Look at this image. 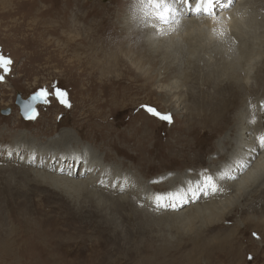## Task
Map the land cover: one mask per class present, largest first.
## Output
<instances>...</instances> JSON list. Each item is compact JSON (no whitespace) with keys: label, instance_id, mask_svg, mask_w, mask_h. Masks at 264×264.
<instances>
[{"label":"rangeland","instance_id":"374dc122","mask_svg":"<svg viewBox=\"0 0 264 264\" xmlns=\"http://www.w3.org/2000/svg\"><path fill=\"white\" fill-rule=\"evenodd\" d=\"M225 1L209 0L211 10ZM141 2L0 0V50L15 62L0 83V251L6 249L0 264H264V179L242 196L219 180L222 193L180 211H155L152 203L154 194L189 182L195 188L202 174L220 173L247 106L264 108V0L244 3L246 18L259 20L258 29H246L258 51L253 72L263 70L246 91L229 79L249 56L238 49L245 37L227 30L222 37L233 46L220 49L194 27L145 43L147 37L123 27L129 14L139 16ZM94 5L111 8L108 16L82 20ZM54 82L70 94L71 109L53 100L35 122L26 121L17 97L51 90ZM142 105L171 113L174 123L153 118ZM257 113L248 119L257 118L248 132L255 140L264 132ZM70 150L94 171L61 155ZM61 168L82 174L62 175ZM33 170L89 185L55 189Z\"/></svg>","mask_w":264,"mask_h":264},{"label":"bare ground","instance_id":"6f19581e","mask_svg":"<svg viewBox=\"0 0 264 264\" xmlns=\"http://www.w3.org/2000/svg\"><path fill=\"white\" fill-rule=\"evenodd\" d=\"M41 1V0H40ZM180 1V2H179ZM190 0H164V3L161 5V7H167L169 9V16H168V21L166 23H162L160 20L156 19L151 15L152 21L150 20L147 15H145L146 8L144 6L145 3L142 4L140 3V14L137 17L136 14H129L130 17L125 18L123 21V27L128 30L127 34L130 33L132 30L137 31V35L140 36L141 39L144 37H147L146 42H152L154 44L157 40L155 39L156 35L160 33L161 35H175L177 33H181L184 31H188L189 29L192 28H200L202 32H207L213 42V45L215 48L219 47L220 49H226L230 46H233L231 41L227 38H223L224 33L227 32V30H230L233 35H239L240 37H245L247 39V36L249 35V32L246 29H251L254 28L255 30L258 29V22L259 20H254L248 17V20L246 14L244 11V7H249V3L247 6H244V3L247 2L248 0H226L223 4H218L214 3V11L211 10V4L209 0H194L191 3V9L193 10H188L187 6L189 5ZM233 1L237 2L238 4L234 6ZM106 3V2H105ZM217 4V5H216ZM213 5V4H212ZM217 6V9H215ZM90 11L86 12V15L84 17H81L82 20H89L88 18H91L92 20L95 19V23H98L102 21L105 16H108V13L110 12L111 8H100L98 5L92 6ZM96 7V8H95ZM78 8V7H77ZM98 8V9H97ZM99 10V11H98ZM150 10V9H149ZM249 10V9H248ZM14 11V10H12ZM17 11V10H16ZM214 12V15L212 13ZM248 12V11H246ZM80 13V12H79ZM133 13V12H132ZM208 13H211V15H208ZM252 16H254L255 19L256 16L252 14L250 11L248 12ZM76 14V13H75ZM99 15H104V17L100 18ZM37 16V15H35ZM150 16V15H148ZM250 16V15H249ZM241 17H245L246 19H242ZM51 18V17H50ZM74 18V17H73ZM79 18V17H78ZM262 19V18H261ZM40 20V19H39ZM47 21V20H46ZM77 21V19H76ZM75 21V22H76ZM73 22V21H72ZM256 22V23H255ZM57 23V22H56ZM83 23V21H82ZM85 23V22H84ZM78 24H79V19H78ZM47 25V24H46ZM55 25V24H54ZM140 25V26H139ZM48 26V25H47ZM71 26V25H70ZM74 26V25H73ZM88 26V25H87ZM86 26V27H87ZM106 26V25H105ZM55 27V26H54ZM89 27V26H88ZM101 27V26H100ZM99 27V28H100ZM35 28V27H34ZM53 28V27H52ZM90 28V27H89ZM93 28V27H92ZM139 28V29H138ZM103 29V28H102ZM138 29V30H137ZM98 30V29H97ZM253 31V30H252ZM43 32V31H42ZM55 32V31H54ZM53 32V33H54ZM74 32V31H73ZM100 32V31H99ZM40 33V31H39ZM45 33V32H43ZM95 34V33H94ZM85 35V34H84ZM87 35V34H86ZM104 35V34H102ZM232 35V36H233ZM155 36V37H154ZM97 37V36H96ZM225 37V36H224ZM223 39V42H219V39ZM230 38V37H229ZM99 39V38H98ZM129 39V38H128ZM130 39L132 37L130 36ZM129 39V40H130ZM138 39V38H137ZM160 39V38H159ZM226 39V40H225ZM236 39V38H235ZM128 40V41H129ZM219 40V41H218ZM222 41V40H221ZM138 42V41H137ZM236 42V41H235ZM249 42V43H248ZM250 40L247 39L242 42L241 47L238 46L239 51H242L243 54L246 53L247 51L249 52V56L245 57V61L241 63L242 65H245L243 67V70H238L239 72L235 73L232 78H229L231 80H234L237 83V86L240 88L242 91H246L249 88V83L251 81V78L256 76L258 74V71L262 72V69H258L256 73L254 74V65L256 64V61L258 60L255 55L257 51L256 47L254 48L250 44ZM134 44V43H133ZM250 44V45H249ZM136 47V46H135ZM140 48V46H139ZM68 49V48H67ZM70 49V48H69ZM74 49V48H73ZM144 49V48H143ZM84 50V49H83ZM96 52V51H95ZM139 52V51H138ZM140 53V52H139ZM92 55V54H91ZM143 55L141 54L137 56L141 61L143 59ZM241 60V58H240ZM76 61V59H75ZM101 61V60H100ZM104 61V60H103ZM102 61V63H103ZM104 65V64H103ZM115 65V64H114ZM252 66V68H251ZM90 67V66H89ZM86 68V67H85ZM88 69V67H87ZM114 69V68H113ZM119 69V68H118ZM117 69V70H118ZM122 69V68H121ZM120 69V70H121ZM116 70V69H115ZM245 72L244 76H241V73ZM102 73H104L102 71ZM108 75V74H107ZM109 76V75H108ZM258 76V75H257ZM90 79V78H89ZM257 79V78H255ZM263 79V78H262ZM100 81V80H99ZM103 81V80H102ZM257 83V82H256ZM92 84V83H91ZM255 85V84H254ZM252 86V85H251ZM250 86V87H251ZM262 86V85H261ZM256 87V86H255ZM258 87V85H257ZM95 88V87H94ZM97 89V88H96ZM238 89V88H237ZM253 89V88H252ZM260 89V88H258ZM94 90V89H93ZM99 90V89H98ZM230 90V89H229ZM249 90V89H248ZM88 91V90H87ZM252 91V90H251ZM86 92V91H85ZM96 92V91H95ZM100 92V91H99ZM98 92V93H99ZM202 92V91H201ZM239 92V91H237ZM194 93V92H193ZM254 93V92H253ZM257 93V92H256ZM264 93V92H263ZM103 94V92L101 93ZM167 94V93H166ZM172 94V93H171ZM196 94V93H195ZM218 94H221V92H218ZM224 94V92L222 93ZM197 95V94H196ZM209 95V94H207ZM215 95V94H214ZM233 95V94H232ZM238 95V94H237ZM223 97V96H222ZM237 98L235 99H240L243 101L242 96H236ZM246 97V96H245ZM107 98V97H106ZM209 98V97H208ZM199 99V97H198ZM114 100V99H113ZM112 100V101H113ZM252 100V99H251ZM213 101V100H212ZM225 101V100H224ZM246 101L248 102L249 99L247 98ZM252 102V101H251ZM262 102V100H261ZM176 103H178L176 101ZM199 103V102H198ZM220 103V102H218ZM17 104V102H16ZM222 104V103H221ZM20 108L21 115H22V109L20 104H17ZM178 105V104H177ZM248 105V103H247ZM53 107V106H52ZM211 107V106H210ZM260 104L258 103L257 106L255 105L252 109H250V105L247 106V111L245 112L244 116L242 117V120L239 122V129H238V138H236V143H235V149L231 153L230 158L227 160L225 165L223 166V170H228L230 167L235 166V162L241 158H245V162L248 160H251L250 156H246L248 149L251 147L256 146V140L250 136L249 129V122L248 119L250 116V111H255V113L259 112L261 115L264 116V108L260 110ZM264 107V105L262 106ZM181 108V106H178V109ZM205 108V107H204ZM214 108V106H213ZM212 108V109H213ZM49 109V108H48ZM177 110V107H176ZM209 110V109H207ZM213 111V110H212ZM209 112V111H208ZM219 112H217L218 114ZM258 114V113H257ZM256 114V115H257ZM216 115V114H215ZM255 115V114H254ZM23 117V115H22ZM40 118V117H39ZM256 118V117H255ZM257 119V118H256ZM263 119V118H262ZM264 120V119H263ZM258 121V120H257ZM214 123V122H213ZM259 123V122H258ZM262 123V122H261ZM263 124V123H262ZM145 133V132H143ZM264 133V132H260ZM145 135V134H144ZM72 137V136H71ZM70 149V148H69ZM76 150V149H75ZM83 154V152H81ZM61 155H64L65 157L70 158V160L75 161L74 157L76 155H79L84 158L83 155H80L78 152H75L73 150L62 152ZM88 157V156H87ZM90 158V157H89ZM88 158V159H89ZM85 159V158H84ZM93 159V158H92ZM92 162V160H91ZM99 163V162H98ZM75 165V164H74ZM41 167H43V163H41ZM41 167L39 169H41ZM83 168L86 167L87 169L94 171L95 168H88L86 166V163L82 165ZM43 170V169H42ZM85 170V171H86ZM102 167H98V171H101ZM13 171V170H12ZM31 171V170H30ZM221 171V172H222ZM237 174H238V179L237 180H232L231 179H224L225 182H230L229 184L231 187L236 191L238 189V192L236 193L237 196H242L243 192L249 190L253 186H255L257 183H259L262 179H264V153H258L257 158L252 161L250 166L247 168L246 171L243 172L242 175L239 174V168L236 169ZM33 173L38 176L42 184L49 185L55 189H59L63 186H65L68 191H79L80 189H85L88 187L87 181L82 182V180L78 179H65L63 177H58V176H48L44 174V172L41 171H34ZM100 173V172H99ZM94 174V173H93ZM98 174V173H97ZM89 176L88 178H90ZM92 178V177H91ZM102 178V177H101ZM95 179V178H94ZM97 181V180H96ZM100 181V180H99ZM98 181V182H99ZM90 182V181H88ZM95 184V183H94ZM98 184V183H97ZM224 184V182H223ZM262 184H264L262 182ZM91 185V184H90ZM221 185V184H220ZM224 186V185H223ZM224 189V188H223ZM228 189L230 190L229 186ZM227 189V190H228ZM62 190V189H61ZM177 191V190H175ZM173 191V192H175ZM230 193L232 194L231 190ZM234 194V192H233ZM235 195V194H234ZM262 196V195H261ZM149 199V198H148ZM263 200V199H262ZM262 202V201H261ZM220 206H225V202H218ZM264 204V202H263ZM152 207V206H151ZM263 211V209H262ZM264 214V213H263ZM260 219V218H259ZM262 219V218H261ZM263 221V220H262ZM259 224V223H258ZM4 244V242H3ZM17 245L18 242L14 241L12 244H8V248L11 249L12 246ZM263 244V243H262ZM17 247V246H16ZM3 251H6V249H3L0 251L2 253ZM256 257V256H255Z\"/></svg>","mask_w":264,"mask_h":264},{"label":"snow or ice","instance_id":"6c2138e0","mask_svg":"<svg viewBox=\"0 0 264 264\" xmlns=\"http://www.w3.org/2000/svg\"><path fill=\"white\" fill-rule=\"evenodd\" d=\"M145 7L150 9V12H146L145 15H152L162 23L168 21L169 9L167 7H161L164 0H144ZM14 61L10 56H7L0 50V83L6 82V78L11 76L13 73ZM53 100L65 109H71L72 103L70 100V94L66 89L59 87L58 83L54 82L51 90L47 87H41L30 94L28 99H20L18 103L22 109V115L26 121L35 122L40 114V109L51 106ZM141 108L153 118L159 119L160 121L173 124L174 118L171 113H161L158 109L150 105H142ZM255 118L253 117L249 123L255 124ZM258 153H264V133L256 136V146L248 149L246 156H250L251 160L245 162V158H241L235 162V166L230 167L228 170L217 173L215 176L212 174L201 175L200 180L195 182V188L189 186L186 189L177 190L175 192L168 193H157L152 197V203L155 211H180L186 209L189 204H194L202 196L212 195L215 196L224 191L223 187L218 183L219 180L231 179L237 180L238 174L236 169L239 168V174L242 175L244 171L250 166L252 161L257 158ZM23 158V157H21ZM78 165H83L86 160L81 156L74 157ZM36 156L32 155L30 163L35 164ZM62 175H81L82 172L79 170L73 171L69 169H57ZM103 186H107L101 181ZM124 188L121 187L120 191ZM199 193V195L197 194ZM253 237L258 238L256 233H252ZM249 259H253L249 256Z\"/></svg>","mask_w":264,"mask_h":264},{"label":"water","instance_id":"95a60500","mask_svg":"<svg viewBox=\"0 0 264 264\" xmlns=\"http://www.w3.org/2000/svg\"><path fill=\"white\" fill-rule=\"evenodd\" d=\"M20 99H22L21 96H18V97H17V101H16L17 104H19L18 101H19Z\"/></svg>","mask_w":264,"mask_h":264}]
</instances>
